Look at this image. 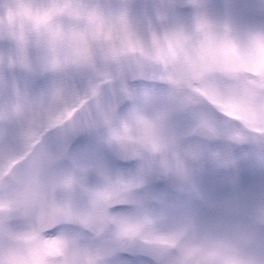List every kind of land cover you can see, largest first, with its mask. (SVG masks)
I'll use <instances>...</instances> for the list:
<instances>
[{
    "label": "clouds",
    "instance_id": "obj_1",
    "mask_svg": "<svg viewBox=\"0 0 264 264\" xmlns=\"http://www.w3.org/2000/svg\"><path fill=\"white\" fill-rule=\"evenodd\" d=\"M186 7L194 18L232 32L211 20L206 0H186ZM244 41L236 52L220 54L234 67L219 97L221 108L201 100L192 109L211 110L215 125L235 135L210 136L198 119L182 123L186 110L176 101L175 85L151 96L140 88L138 66L150 65L161 79L170 66L155 49L142 55L135 35L119 29L109 35L103 54L81 65L79 84L64 102L36 121L35 133L53 153L46 203L81 237L88 250L82 264H113L98 254L105 249L139 250L147 264H225L202 242L200 251L187 255L194 243L189 222L201 234L220 227L242 234L241 264H264V207L254 212L240 202L231 180L233 194L225 199L236 202L218 208L201 194L196 179L205 165L237 163L217 144L232 150L247 146L251 152L242 158L255 152L264 157V131H255L264 130V29L247 33ZM161 183L175 199L156 190ZM158 248L164 255L154 254Z\"/></svg>",
    "mask_w": 264,
    "mask_h": 264
},
{
    "label": "rangeland",
    "instance_id": "obj_2",
    "mask_svg": "<svg viewBox=\"0 0 264 264\" xmlns=\"http://www.w3.org/2000/svg\"><path fill=\"white\" fill-rule=\"evenodd\" d=\"M206 3V11L211 20L230 27L235 33L234 52L243 46L247 33L264 29V0H206ZM185 5L186 0H0V23L14 26L26 34L30 40V48L35 49L33 53L30 48L21 50L18 47L0 45V114L12 111L22 97L25 102L33 104L32 108L42 107L37 114L43 111L51 114L55 106L63 103L64 98L78 86L83 75L81 65L106 51L105 45L113 30L119 29L125 35H135L138 50L145 53L153 50H143L145 45L176 44L179 47L198 26L208 24L207 21L194 18L193 10L186 9ZM79 17L86 20L85 25L72 22L73 18ZM143 38L150 39L142 40ZM9 66L16 69L26 66L29 71L27 74L18 71L12 73L8 70ZM163 75V79L160 78V73L157 77L176 86L169 73ZM72 76L78 80L77 85L69 84ZM231 78L232 75L206 77L201 84L195 86L194 107L203 100L214 108H221L219 97L227 92L226 81ZM17 80L21 84L20 94L12 88ZM36 96L39 98L36 99ZM226 114L234 116L230 111ZM193 119H198L209 127L213 136L235 135L218 128L213 113L207 108L199 112L193 111ZM3 120L0 118V175L23 155L37 137L34 125L27 129L25 135L17 132L12 134L15 140H5L6 134L2 136V133L9 129L3 126ZM190 122L191 120L184 123ZM255 131L264 130L257 128ZM21 136L24 137L20 140ZM216 147L234 157L237 163L227 168L205 165L198 170L196 179L201 194L218 208L230 207L236 201L225 198L233 194L230 181L235 180L238 200L248 205L257 194L258 200L253 211L259 212L264 207V157L255 152L242 158L243 153L251 152L247 146L232 150L221 143ZM7 186L0 180L2 193ZM2 202L6 201L1 200L0 203ZM187 227L193 232L194 240L193 245L186 250L188 256L200 251L197 245L202 242L207 245L208 251L222 257L225 264H241L238 241H243L242 234H230L224 227L201 234L196 232L195 225L191 222ZM60 248L67 252L70 250L63 246ZM78 248L83 255L82 258L75 256L76 264H82L88 250L84 245H79ZM153 251L157 256L164 255L163 248ZM121 252V249H105L98 254L105 255L113 264L148 262V257L139 250L131 249L125 255ZM69 261H73V258H69Z\"/></svg>",
    "mask_w": 264,
    "mask_h": 264
},
{
    "label": "water",
    "instance_id": "obj_3",
    "mask_svg": "<svg viewBox=\"0 0 264 264\" xmlns=\"http://www.w3.org/2000/svg\"><path fill=\"white\" fill-rule=\"evenodd\" d=\"M0 30L4 34L3 40L6 41L10 38V33L15 32L12 28L0 27ZM230 37L231 33L227 29L220 31L213 25L199 27L178 55L170 61V69L181 83L200 82L212 73H233V62L220 55L232 52ZM149 67L148 64L137 67V74L141 78L136 82L146 77ZM52 166L53 153L41 136L32 150L5 174V180L18 188L22 197L16 208L0 209V264H46L48 255L43 248L42 238L53 229L55 214L47 206L44 190ZM19 218L35 224V237L24 241L11 239L5 234L7 223Z\"/></svg>",
    "mask_w": 264,
    "mask_h": 264
},
{
    "label": "flooded vegetation",
    "instance_id": "obj_4",
    "mask_svg": "<svg viewBox=\"0 0 264 264\" xmlns=\"http://www.w3.org/2000/svg\"><path fill=\"white\" fill-rule=\"evenodd\" d=\"M149 96L153 95L154 92L150 91L149 89L145 87H141ZM26 124L29 126V121H26ZM18 128L20 125H17ZM24 132V129H22V133ZM12 135V134H10ZM121 168H128L131 165L129 164H123L121 163L119 165ZM8 196V197H7ZM3 197H7V204L3 205V207H12L15 205V202L18 199V195L14 197V195L7 193V195L3 194ZM56 213V223L58 227L61 228L60 231H58L55 235L53 236H48L47 238V246L50 251L55 252L58 245L64 244V246L67 245V243H72L74 246H77L79 242H81V237L73 231V227L70 223L67 222H62L61 221V216L55 211ZM64 228V229H63ZM65 229L70 230L71 232H65ZM8 232L14 236V237H27L31 236L35 233V227L29 223L26 222H18L16 224L10 225L8 227ZM14 232H18V235L13 234ZM27 235V236H26Z\"/></svg>",
    "mask_w": 264,
    "mask_h": 264
}]
</instances>
